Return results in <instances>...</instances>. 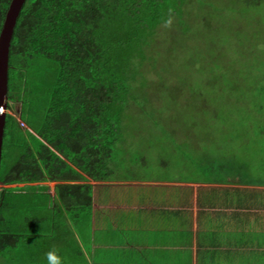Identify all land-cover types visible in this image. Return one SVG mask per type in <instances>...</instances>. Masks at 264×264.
I'll list each match as a JSON object with an SVG mask.
<instances>
[{"label": "trees", "instance_id": "obj_1", "mask_svg": "<svg viewBox=\"0 0 264 264\" xmlns=\"http://www.w3.org/2000/svg\"><path fill=\"white\" fill-rule=\"evenodd\" d=\"M11 1L0 0V34ZM241 1L246 12L260 8L261 0ZM187 2L24 1L9 49L7 109L20 102V115L6 112L0 263H42L47 252L61 253L67 232L84 228L93 207L88 178L115 179L110 160L125 110L117 105L128 102L120 77L133 73L137 57L143 65L148 54L170 58L184 47L196 52L201 37L188 33L214 25L209 14L188 11ZM212 169L202 172L204 179L245 182ZM48 182H56L54 194Z\"/></svg>", "mask_w": 264, "mask_h": 264}, {"label": "rangeland", "instance_id": "obj_2", "mask_svg": "<svg viewBox=\"0 0 264 264\" xmlns=\"http://www.w3.org/2000/svg\"><path fill=\"white\" fill-rule=\"evenodd\" d=\"M187 1L188 11L209 14L214 25L188 33L201 37L196 52L184 47L170 58L148 54L143 65L137 57L133 73L120 77L127 83L121 98L128 102L117 105L125 110L110 160L114 176L200 180L215 167L220 178L230 173L264 184V0L249 12L241 0ZM6 112L19 118L20 102ZM160 187L130 184L108 195L114 201L168 197ZM180 193L175 189L170 197L178 202Z\"/></svg>", "mask_w": 264, "mask_h": 264}, {"label": "crops", "instance_id": "obj_3", "mask_svg": "<svg viewBox=\"0 0 264 264\" xmlns=\"http://www.w3.org/2000/svg\"><path fill=\"white\" fill-rule=\"evenodd\" d=\"M87 182L92 214L60 242L63 264H264V184L203 177ZM141 183L161 186L168 197L110 195ZM48 184L54 194L56 182ZM175 189L184 196L178 202L170 197Z\"/></svg>", "mask_w": 264, "mask_h": 264}, {"label": "water", "instance_id": "obj_4", "mask_svg": "<svg viewBox=\"0 0 264 264\" xmlns=\"http://www.w3.org/2000/svg\"><path fill=\"white\" fill-rule=\"evenodd\" d=\"M25 0H12L0 34V164L6 122L9 49L18 15Z\"/></svg>", "mask_w": 264, "mask_h": 264}, {"label": "clouds", "instance_id": "obj_5", "mask_svg": "<svg viewBox=\"0 0 264 264\" xmlns=\"http://www.w3.org/2000/svg\"><path fill=\"white\" fill-rule=\"evenodd\" d=\"M46 261L47 264H63V258L58 254V251L55 249L46 253Z\"/></svg>", "mask_w": 264, "mask_h": 264}, {"label": "built area", "instance_id": "obj_6", "mask_svg": "<svg viewBox=\"0 0 264 264\" xmlns=\"http://www.w3.org/2000/svg\"><path fill=\"white\" fill-rule=\"evenodd\" d=\"M21 124H22L23 126H26V124H25L24 122H21Z\"/></svg>", "mask_w": 264, "mask_h": 264}]
</instances>
